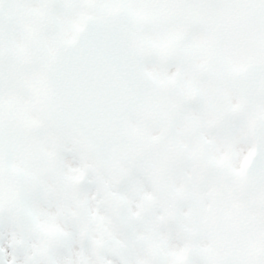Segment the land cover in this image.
Instances as JSON below:
<instances>
[{
    "label": "snow or ice",
    "instance_id": "1",
    "mask_svg": "<svg viewBox=\"0 0 264 264\" xmlns=\"http://www.w3.org/2000/svg\"><path fill=\"white\" fill-rule=\"evenodd\" d=\"M0 264H264V0H0Z\"/></svg>",
    "mask_w": 264,
    "mask_h": 264
}]
</instances>
